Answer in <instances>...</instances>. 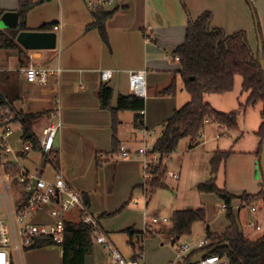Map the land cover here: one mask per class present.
I'll return each mask as SVG.
<instances>
[{"label": "crops", "instance_id": "0c3cea01", "mask_svg": "<svg viewBox=\"0 0 264 264\" xmlns=\"http://www.w3.org/2000/svg\"><path fill=\"white\" fill-rule=\"evenodd\" d=\"M33 1L35 5L29 12L27 18L28 30L38 31L42 25L47 23L52 24V29L50 31L56 33V48L27 50L24 54H21L18 49L10 50V57L12 60H15L16 63L11 69H6L7 67L1 66L0 95L14 103L20 114H41V116L33 122L30 132L36 140H38L42 134L37 135L34 132L33 128L35 122L42 116H46L49 120L47 119V124H44V129L47 125L57 121V119L50 116L51 112L55 109L60 110V121L62 122V126L59 129L55 143L56 155L57 158H59L58 168L63 171L67 181L72 183L76 189L81 191L83 197L88 199L90 202L89 207H91L92 210H99V214H96L99 215L101 221V218L105 215L101 211L111 214L106 208L113 209L106 207V201L103 203V200H108L111 196H115L122 182L126 189L136 184L140 185L142 164L139 160L140 157L136 153L137 144L143 141V134L140 131V127L145 126L148 128L149 132H151L155 124L162 122L163 126V123L173 115L176 109H178L176 108L177 88L176 93L172 95L164 96L160 95V92L168 85L175 72L180 70L181 64L176 71H172L166 65L165 58H168L167 54L162 57L163 59L148 58L147 49L151 47L152 50L158 48L164 51V49L168 47L173 54L176 47L183 44L185 41L188 20L185 26H183V28L185 27V32L183 29V33H177L169 43H163L162 46L164 48H162V46L157 47V40L148 35L147 31L152 26L151 24L146 25L147 2L153 0H118L116 6L109 9L110 11L115 10V12L106 20V28L109 37V45H107L98 28L89 27V25L94 22V16L93 11L90 10L85 0H48L41 3H39L40 0ZM213 1H218L220 3L219 0ZM249 1L259 17L262 40L264 43V0ZM206 4L208 6H206L203 11L211 12L213 16L211 28H222L227 35L244 30L241 28L242 26L238 21L235 22L230 20L228 13H226V17H222L221 14H219L220 12L218 9L221 10V13L225 12L222 10L224 8L223 6L215 8L209 2ZM221 4H223V0H221ZM18 8L19 0H0V29H9L2 27L1 21L7 13H14L18 16ZM199 16L198 14L196 17L191 18L195 20ZM55 26H57L56 29L54 28ZM248 31L250 33H248V41L253 52L256 54L260 48L261 41L256 32L254 33L250 28ZM256 44H258L259 47L256 48ZM0 51L5 50L0 49ZM29 64L49 68L60 67L61 73L59 76H52L47 85L30 84L20 73V69ZM105 69L113 70V76L112 79L104 82L101 79V71ZM136 70L146 71L148 95L145 100L150 97V89L154 92L145 106L143 125H140V127L135 126L134 112L120 111L118 113V119L120 121L118 127L119 144L120 146L127 147L130 153L128 157H122L120 150H118L116 152H118V155L122 158L115 160L113 155L115 151L113 150L112 113L109 110L101 108L100 100L96 93L102 84H107L113 89L112 105L116 106L119 95L130 94L128 90L129 72ZM237 80L238 79H236L235 87L232 91L217 94L219 97L211 98V100L208 97V95L211 94H205L204 100L205 97L208 98L206 101L208 100L207 102L209 104L222 112L237 110L241 104L247 101L249 96L248 92L242 90V81ZM179 90L186 91L184 84L183 89L180 88ZM153 100L162 101L163 104H165L164 107L162 109H154V105L151 103ZM189 100L190 95L182 96L178 105L185 101L182 104L184 105ZM212 100L215 101V104ZM251 108L252 106H249L239 115L241 120L239 119V127L235 130L237 134L234 137L233 146L236 145L240 149L233 150L234 153L228 158L227 164H230L232 156L238 154L241 156H249L253 158V161L254 157H257L255 153L258 151L260 143L257 132L262 122L260 115L262 105L259 110L253 111V116L256 117V124L252 128H250L248 120V114H250ZM208 125L214 126V138L219 139V133H217L219 129H224V136L230 137L228 132L231 130L226 126L208 120L200 135L201 138L205 137ZM18 126L21 128V132L15 139L19 143L20 137L24 134L22 121L17 122L15 125L16 132ZM15 133L11 137H13ZM246 133H248V137L253 138V146L252 148L243 149L239 144L241 142L244 144L248 138L245 136ZM231 145L232 143L230 147H233ZM218 150H221L220 146ZM215 151L216 150H214V152ZM33 154L39 155L41 161L36 162L35 171H31L39 172L44 166L43 175L48 180H52L55 167L53 165L46 166L41 153L38 151L31 152L25 157L26 159L24 161L32 157ZM71 161L73 162L72 164H70ZM82 162H84L83 165L85 166L84 171L79 170L81 168L79 166H82ZM74 164L76 165L74 166ZM26 168L29 169L28 167ZM166 168L168 169V164ZM141 186H143V190L145 189L146 191L147 188L143 184H141ZM157 189L155 190L157 191ZM202 194L204 195V193ZM239 196L238 199L236 198L232 201L231 208L240 231L251 238L262 236L264 234L261 232L264 229V215L261 214L256 202H244ZM124 197L125 196H117L119 205L125 201L123 200ZM98 201L100 202L99 205L97 204ZM250 203L254 204L258 209L257 220L262 226V229L259 231L248 226V222L254 218L250 209ZM200 208L205 209V218L202 221L205 224L204 233L206 238L208 229L213 233H223L226 230L229 225L228 219L223 229L213 230L211 223L209 224L206 220L207 209L202 202L201 205L194 208L179 209L175 207L174 210L169 213V216L161 217L173 218L174 212L177 210H197ZM225 213L227 216V210H225ZM159 214L160 213L156 215L160 216ZM149 217L148 213L144 212L142 226H137L133 223V225L129 224L130 226L124 229L125 232L127 229H132L134 231V236L132 237L126 233L128 235L127 242L133 249V252L129 254L128 257L125 256L124 252L115 244L109 232L105 230L104 232L108 240L128 259H135L142 256L139 251H136L137 246L140 247V244L144 243L145 239L148 237L161 238L162 233L168 234V239L171 244L177 246L179 240L176 242L174 241L172 226L168 225L169 222L160 221L159 223L151 224L148 221ZM261 222H263V225ZM146 229L149 233L151 232V235L140 237ZM160 242L161 245L165 243L162 242V239H160ZM201 242L206 243V239L200 240L196 244L187 243L193 247L192 251H195L200 249L199 244ZM97 246L99 251L101 249V253L104 257L100 254L98 249L97 252L99 253V257L96 256L97 253L94 245L92 255L94 256L95 264L108 263V251L102 245L98 244ZM142 247L143 246L140 247V250H142ZM175 251L176 256H174V258L162 259L158 264H165L170 260L176 259L177 248ZM190 253H188L187 256ZM61 254L63 255L62 249ZM202 256L203 255L198 258L194 256L189 262L198 261Z\"/></svg>", "mask_w": 264, "mask_h": 264}, {"label": "trees", "instance_id": "16d2710c", "mask_svg": "<svg viewBox=\"0 0 264 264\" xmlns=\"http://www.w3.org/2000/svg\"><path fill=\"white\" fill-rule=\"evenodd\" d=\"M45 1L48 0H40L39 3ZM34 5L33 0H19L18 27L0 29L1 50L18 49L21 54L27 51L18 43L17 36L20 31L28 30L27 18ZM114 12L115 10L110 11L103 8L93 11L94 22L89 25V27L98 28L107 45H109V37L106 20ZM212 18V13L208 11L195 20L189 15L185 41L177 46L173 52L174 58H179L181 68L175 72L168 85L161 90L160 95L175 94L177 76H180L184 88L190 95V100L176 109L174 114L163 123L161 135L153 146L152 152L159 154V160L151 169L154 174V179L151 182V194L156 188L165 186V183L161 181L167 173L163 161L177 148L181 139L189 137L191 142L196 145V140L201 135L208 120L224 125L229 130H236L239 127V115L249 106L256 104L262 105L260 114L262 122L257 132L260 143L258 151L255 153L261 160L264 141V72L259 61L264 59V43L259 18L256 15L257 34L262 47L258 49L256 54L250 46L246 31L240 30L227 35L222 28H211ZM51 29L52 24L50 23L39 28L41 31H50ZM237 76L242 78V90L249 93L247 101L241 104L237 110L222 112L205 102V94H223L232 91ZM96 94L100 100L101 108L112 113L113 150L118 151L120 147L118 113L120 111L134 112L135 126L140 127L143 125L141 112L145 109L146 100L144 97L130 93L129 95H119L116 106H113V89L107 84H102ZM20 115L24 139L31 141L35 148H38L37 140L30 132L33 122L41 114L22 113ZM233 153L232 150H216L210 160V178L197 185L199 192L215 193L226 202L229 225L223 233H213L208 229L206 243L200 249L192 251L185 259L187 262L191 261L196 253L206 251L202 257L212 254L220 255L225 257L229 264H264V234L257 238H251L240 231L231 208L232 201L238 196L229 192L227 188L218 187L216 183L220 167ZM55 163L59 167V158H56ZM239 198L244 202H252L260 198L264 199V192L256 194L244 192ZM84 201L89 206L90 202L86 197H84ZM204 218V208L175 211L172 218L174 241L176 242L181 237L191 234L194 224L204 220ZM126 233L130 237L134 236L132 229H127ZM51 245H55L54 241L46 237L38 239L33 248ZM59 246L63 250L62 264H85L86 257L93 254L94 236L92 228L78 218L66 219L64 240Z\"/></svg>", "mask_w": 264, "mask_h": 264}, {"label": "rangeland", "instance_id": "374dc122", "mask_svg": "<svg viewBox=\"0 0 264 264\" xmlns=\"http://www.w3.org/2000/svg\"><path fill=\"white\" fill-rule=\"evenodd\" d=\"M219 1L220 3L218 1L214 2L213 0L149 1L147 2L148 4L146 10V25L151 24L152 27L147 30L148 35L157 40V47L162 46L163 43H169L177 33H183V29L185 32V27L183 28V26H185L189 15L190 17L194 18L198 14L201 16L203 14L202 12H205L203 10L206 8V6H208L206 4L207 2H209L215 8L223 6L225 10L224 8L222 10L225 12L221 13V10L218 9L220 12L219 14H221L222 17H226V13H228V15L230 16V20H233L235 22L238 21L241 24V28L246 31L247 36L249 33V28L252 29L254 33L258 32L256 23V10L249 0H223V4H221V0ZM257 47H259L258 44H256V48ZM162 48L164 47L162 46ZM10 53V50L0 51V60L2 63V65L0 63V69L1 66L7 67L6 69H11L15 66L16 62L15 60L11 59ZM147 53L148 58H162L167 54L168 58H165V61L168 68L172 71H176L180 67V62L178 60H175L172 51H170L168 47H166L164 51H161L158 48L152 50L150 47L147 49ZM4 67L2 68L5 69ZM236 79H238L237 81H242L241 76H237ZM176 87L178 89L176 108H180V106H183L182 104L185 102L184 101L183 103H180L178 105L181 97L187 96L189 95V93L185 90H179L180 88L183 89L182 80L179 76H177ZM153 92L150 89V97L146 99V104L151 98V95H153ZM208 97L211 100V98L219 96L217 94H211L208 95ZM206 99L208 98L205 97V102L208 101H206ZM212 102H214L215 104V101L212 100ZM151 103L152 105H154V109H162L165 105L162 101L158 100H153ZM260 108L261 104L252 106V110H250V114H248L250 128H252L256 124V117L253 116V111L259 110ZM47 119L48 118L46 116H42L35 122L33 130L37 135L42 134L44 124H47L48 122ZM162 127V122H159L152 127L150 135L146 137L149 142L148 146H154L157 139L161 135ZM224 131V129H219V132H217L219 133V139H216L214 138V126L208 125L205 137L201 138V136H199L196 140V145L191 142V139L189 137L181 139L177 148L169 155V157L165 158V160L163 161V164H168L167 173L161 179V181L165 183V186L158 189L156 188L157 191L155 190L156 192L154 191L151 195L147 194L145 189L143 190V186H141V184L145 185L146 175L143 168L144 161L137 154L142 159L141 160L139 158L142 164L140 185L136 184L126 189L122 182V185L120 186L119 191L115 196H111L108 200H103V203L104 201H106V207L113 208L108 209L105 207L106 210L111 212V214L106 213L105 211H101L105 214L100 221L102 228H104L103 230L109 232L112 240L124 252L125 256L128 257L129 254L133 252V249L127 242L128 235L126 234L124 229L129 227V224L133 225V223H135L137 226H142V218L144 212H147L148 216L156 215L158 213H160V216H169V213L174 210L175 207L179 209L194 208L201 205L202 202L207 209L206 220L209 224L211 223V225L213 226V230L223 229V227L227 223V216L225 210L220 209V205L224 203V201L221 200L215 193H204L203 195V192H199L197 190V184L200 182H204L210 178V160L213 156L214 150H218L219 146L221 150L233 151L240 149L236 145L233 146V140L237 134V131H229L228 133L230 134V137L224 136ZM20 132L21 128L18 126L17 132L13 137L10 138L11 145L15 149L22 147V143H18L15 139V137L20 134ZM247 134L248 133H246L245 136H247ZM231 143V146L233 147H230ZM137 145L138 146L136 147V151L139 147L143 146V141ZM239 145L242 146L241 148L243 149L252 148L253 138L248 137L244 144L243 142H241ZM125 148L128 149L127 147ZM120 153L122 157H124L122 154V150L120 151ZM118 154L119 153L116 151L113 154L115 160L122 158ZM20 159L22 160V164L25 167H28L33 171H35V163L41 161L40 156L37 154H33L32 157H30L26 161H24L26 159L25 157L23 158L20 156ZM158 160L159 157L157 160L153 161V164L158 163ZM72 163L73 162L71 161L70 164ZM227 163L228 161L226 162V165L225 163H223L220 167L216 180L218 187L227 189L229 188L228 191L233 192V194H236L237 196L243 194V192L251 194H256L262 191L264 192V175L261 171L260 159L258 157H254L253 161V158L249 156H241L238 154L236 156H232L230 164ZM83 164L84 162H82V166H79L81 167L79 169L80 171L85 170V166ZM75 165L76 164H74V166ZM60 171L65 177L63 171L61 169ZM172 173H178L180 175V178H173ZM70 185L74 190L79 191L72 185V183H70ZM150 187H148V190H151ZM117 196H125L123 199L125 201H123L120 205L118 203ZM99 201L97 202L98 205L100 204ZM252 202H256L258 208L261 211V214L264 215V199L260 198ZM89 208L94 214L98 213L99 211L96 209L92 210L91 207ZM68 217L70 219H77L79 218V213L74 211L69 212ZM170 219L172 220V218ZM261 223L263 225V222ZM168 225L172 226V222ZM204 225L205 224L203 223V221L196 222L192 228V233L181 237L179 241H187L190 244H196L200 240H205L206 235L204 233ZM261 232L264 233V229ZM148 235L150 236L151 232ZM160 239H162V242H165L164 245H161ZM94 245L97 253L96 256L99 257V253L97 252L98 244L94 242ZM141 246H143L142 250H140ZM140 247L137 246L136 251H139L142 254L141 257L146 263L158 264L162 259L170 257L174 258V256H176L175 249L177 248V246H173L171 244L168 239V234L162 233L161 238L148 237L145 239L144 243L140 244ZM99 252L103 256V254L101 253V249ZM205 253L206 251L196 253L195 258H198ZM14 261V264H62L61 247L59 245H51L42 248L21 250L16 258H14Z\"/></svg>", "mask_w": 264, "mask_h": 264}, {"label": "built area", "instance_id": "2783aa9c", "mask_svg": "<svg viewBox=\"0 0 264 264\" xmlns=\"http://www.w3.org/2000/svg\"><path fill=\"white\" fill-rule=\"evenodd\" d=\"M91 11L101 8L109 10L116 6L118 0H85ZM55 29L57 26L54 27ZM179 61L178 57H175ZM20 73L30 84L47 85L52 76H59L61 68H49L29 64L20 69ZM113 70L101 71L102 81L112 79ZM129 91L131 94L146 98L148 95L147 78L145 70L129 72ZM144 115V110L141 112ZM57 119L47 125L42 136L37 140L38 148L31 141H26L22 135L19 141L22 147L15 149L10 142L11 136L16 132L15 125L21 122V115L14 103L0 95V264H14V258L21 250L32 249L36 241L41 238H51L55 245L64 240L65 220L69 212H78L79 218L92 228L94 242L102 245L109 255L108 263L100 264H147L142 257L135 259L126 258L122 252L112 244L100 225L99 215L91 212L85 204L83 194L72 188L55 163L56 137L62 126L60 110L55 109L50 115ZM143 134V146L136 153L144 161L146 175L145 187L147 194L154 174L151 172L153 161L159 157L152 152L153 147L148 146L147 136L150 132L147 127L141 126ZM219 137V135H218ZM124 157L129 156V151L120 146ZM38 151L44 158L46 166L55 167L52 180L44 175V166L39 172L27 169L21 157L28 156L31 152ZM11 157V158H9ZM45 166V167H46ZM173 178H179L178 173H172ZM151 189V187H150ZM221 210H227L226 202L220 205ZM250 209L254 218L248 222V226L255 230H261L262 226L257 220V207L250 203ZM147 219V217H146ZM151 224L171 222L168 217L153 215L148 218ZM149 234L146 229L140 237ZM204 242L199 247L204 246ZM193 250V247L184 241L177 242V258L165 264H229L228 260L220 255L212 254L201 257L198 261L187 262L185 257Z\"/></svg>", "mask_w": 264, "mask_h": 264}, {"label": "water", "instance_id": "95a60500", "mask_svg": "<svg viewBox=\"0 0 264 264\" xmlns=\"http://www.w3.org/2000/svg\"><path fill=\"white\" fill-rule=\"evenodd\" d=\"M19 24L18 16L14 13H7L2 21L1 25L4 28L14 29ZM18 43L26 50L37 49H54L56 48V33L53 31H20L17 36ZM260 47L262 44L260 42ZM262 71L264 72V59H260ZM261 171L264 175V141L262 145V154L260 160ZM85 264H95L94 256L88 255L85 259Z\"/></svg>", "mask_w": 264, "mask_h": 264}]
</instances>
